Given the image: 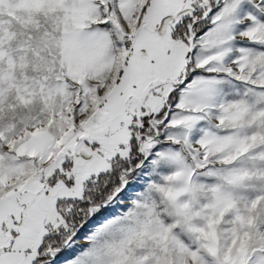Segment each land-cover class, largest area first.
I'll return each instance as SVG.
<instances>
[{
  "label": "snow or ice",
  "instance_id": "6c2138e0",
  "mask_svg": "<svg viewBox=\"0 0 264 264\" xmlns=\"http://www.w3.org/2000/svg\"><path fill=\"white\" fill-rule=\"evenodd\" d=\"M0 264H264V0H0Z\"/></svg>",
  "mask_w": 264,
  "mask_h": 264
}]
</instances>
